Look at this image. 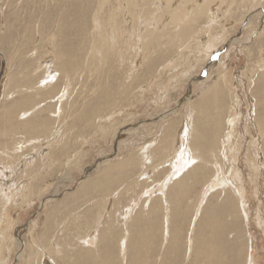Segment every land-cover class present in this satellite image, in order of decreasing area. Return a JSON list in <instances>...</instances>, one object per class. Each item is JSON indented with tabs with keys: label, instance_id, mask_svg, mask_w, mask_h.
Wrapping results in <instances>:
<instances>
[{
	"label": "rangeland",
	"instance_id": "rangeland-1",
	"mask_svg": "<svg viewBox=\"0 0 264 264\" xmlns=\"http://www.w3.org/2000/svg\"><path fill=\"white\" fill-rule=\"evenodd\" d=\"M147 1L135 18H163L157 42L126 39V10L109 59L102 0H0V264H264V0H198L211 11L183 43Z\"/></svg>",
	"mask_w": 264,
	"mask_h": 264
},
{
	"label": "bare ground",
	"instance_id": "bare-ground-1",
	"mask_svg": "<svg viewBox=\"0 0 264 264\" xmlns=\"http://www.w3.org/2000/svg\"><path fill=\"white\" fill-rule=\"evenodd\" d=\"M142 1H146V0H142ZM151 1V2H150ZM168 1V0H167ZM170 2H165V0H149V1H147V2H149L147 5H148V8H149V10H148V12H151V14H152V11L153 10H155V7H151V5H153V4H155L154 6H157L156 7V10H158V12L162 9V8H165V7H163L164 6V3H168V9H170V10H168L167 11V13H169L170 14V25H172V26H175V28L177 27V28H179V27H181L182 26V24H183V26L184 25H187L185 28H180V29H177L178 31H174V34H170L171 35V39H170V42L171 43H174L175 41L176 42H181V43H183L186 39H188V38H194L193 37V35H191V32H193V30H192V25H191V23L192 22H195L196 20H198V19H200V17L201 16H204V15H207V13H209V11H211L210 10V8H209V5L206 3V2H201L200 3V1H198V0H186V1H184V0H181V2H180V4H178V6L176 7V8H173V7H175V4H174V2H173V0H169ZM184 1V2H183ZM100 2V1H99ZM191 2V6L188 8V7H186L185 5H186V3H190ZM208 2V1H207ZM211 2H213V1H211ZM101 3V2H100ZM117 3V2H116ZM193 3V4H192ZM91 4V3H90ZM108 4V0H102V4H101V7H100V11H99V16H98V19H99V21L97 20L95 23H96V31H95V33L97 34V36H99L100 37V40H99V44L96 46V51H95V53L96 52H99V55L100 56H103L104 58H109L110 56H111V54H113V52H116L117 50H118V48H117V39L119 38V36L120 35H122L124 32L122 31V30H120L119 29V27H118V25L119 24H121V23H119L118 21H117V16L119 17H121L122 16V14H124V12L127 10V12H126V17H124L126 20L124 21L125 23H126V21H127V25L129 26V32L127 33V36H126V39H131V38H134L135 39V35L136 34H138L139 35V39L140 40H142V42H143V39H144V35H145V33H147V32H149V30H150V32L149 33H151L150 35H149V33L147 34V36H146V41H148V44L150 43V44H154V43H156L157 42V40H156V42H154V40H153V31H158L159 29H158V26L160 27L161 25H163V22H162V15L164 14V13H166V12H164V11H162L161 13H160V17L162 18L161 20H158L157 22H156V24H155V19H154V21H152V22H147V21H145V20H148L147 18H145V20H143L142 18H141V22L138 24V22L136 21V9L139 11V12H142V7L144 6H139V5H137V4H139V2H138V0H119V2H118V4H116V5H118V6H116L115 8H114V12H113V15H112V18H111V27H108V28H110L111 29V36H110V33H109V35L107 34V33H105V26H102V13H103V10H104V8H105V6ZM194 4H196V6H194ZM210 4V3H209ZM222 4V3H221ZM220 4V5H221ZM83 6V5H82ZM205 7V8H204ZM107 8V7H106ZM113 8V7H112ZM152 8V9H151ZM204 8V9H203ZM91 9V8H90ZM89 9V10H90ZM120 9H122V11H123V13H120L121 12V10ZM134 9V10H133ZM188 9H190V10H188ZM146 10V9H145ZM107 11V10H106ZM104 12H105V10H104ZM110 12V11H109ZM148 12H146V11H144V13H148ZM153 13H154V11H153ZM119 14H121V15H119ZM157 14V13H156ZM213 14V13H212ZM111 16V15H110ZM134 16V17H133ZM143 16V15H142ZM212 17H213V15H211ZM109 17V16H108ZM156 17V19H157V17H159L158 15H156L155 16ZM81 18V17H80ZM124 18H122V19H124ZM106 19V18H105ZM134 19H135V21H134ZM160 21V22H159ZM211 21V20H210ZM121 22V21H120ZM88 23V22H87ZM124 23V24H125ZM134 23V24H133ZM123 24V25H124ZM132 24L133 25H136V26H132ZM167 24V23H166ZM166 24H164V27H165V25ZM84 25V24H83ZM123 25H122V27H123ZM126 25V24H125ZM169 25V26H170ZM152 26H153V28H152ZM179 26V27H178ZM87 27V26H86ZM152 28V29H151ZM169 28V30H172V28L171 27H168ZM195 28V27H194ZM126 30H127V28H126ZM145 30V31H144ZM153 30V31H152ZM167 31H168V29H166ZM176 30V29H175ZM144 31V32H143ZM165 31V30H164ZM108 32V31H107ZM144 33V35L142 36L140 33ZM160 32L162 33L163 32V30H160ZM160 32H158V33H160ZM160 33V35L162 36V34ZM170 33V32H169ZM168 33V34H169ZM196 33V32H195ZM90 34V33H89ZM126 34V33H125ZM156 34V33H155ZM165 35L167 34V33H164ZM134 35V36H133ZM149 35V36H148ZM165 35H164V37H165ZM169 35V36H170ZM151 36H152V38H151ZM168 36V37H169ZM53 39L50 41V42H52L53 40H54V37H55V35L53 34ZM121 38H122V36H120ZM158 37H159V35H158ZM163 37V38H164ZM99 39V38H98ZM123 39V38H122ZM155 39H156V36H155ZM125 40V39H124ZM131 40H133V39H131ZM210 40V39H209ZM97 41V40H96ZM134 41V40H133ZM159 41V40H158ZM187 41V40H186ZM189 41V40H188ZM192 41V40H191ZM122 42H124V41H122ZM195 42V41H194ZM126 43V42H125ZM134 43H136V42H133L132 44H134ZM167 43H169V41L167 42ZM189 43H191V42H189ZM188 43V44H189ZM131 44V45H132ZM138 44H140V43H138ZM149 44V45H150ZM165 44V43H164ZM186 44V43H185ZM196 44V43H195ZM216 44V43H215ZM119 45V44H118ZM142 45V44H141ZM144 45V44H143ZM147 45V44H146ZM169 45V44H168ZM198 45V44H197ZM212 45V44H211ZM51 46V45H50ZM121 46H123V44L121 45ZM125 46H126V44H125ZM125 46H123V48H125ZM171 46V45H170ZM192 46V45H191ZM120 47V46H119ZM134 47V46H133ZM137 47V46H136ZM178 47V46H177ZM211 47V46H210ZM216 47V46H215ZM52 48V47H51ZM138 48V47H137ZM213 48V47H212ZM126 50V52H127V50H130V49H125ZM124 50V51H125ZM135 50V49H134ZM138 50V49H137ZM147 50V49H146ZM151 50V49H150ZM119 51H117V53H118ZM122 52V51H121ZM136 52H138V51H136ZM0 53H1V51H0ZM50 54V55H49ZM49 54H47L41 61V64H43L42 66H44V67H46V69H47V71H46V73H47V75H46V78L44 77V80L45 79H48V78H50V79H54L55 77H56V75H55V73H56V70H55V64H54V58H55V56H56V53H55V51H54V49H53V54H52V52L50 53L49 52ZM131 54V53H130ZM116 55V54H115ZM119 54H117V56H118ZM121 55H123V54H121ZM129 55V54H128ZM99 57V56H98ZM124 57V56H123ZM57 58V57H56ZM92 59H93V57H92ZM110 59V58H109ZM109 59H108V61H109ZM122 59H124V58H122ZM98 61V60H97ZM104 61H105V59H104ZM99 62V61H98ZM93 63V62H92ZM91 63V64H92ZM98 64H100V63H98ZM170 76V75H169ZM44 82V81H43ZM2 86V85H1ZM209 89V88H208ZM206 90V89H205ZM202 91V90H201ZM203 92V91H202ZM205 93V92H204ZM208 96V95H207ZM209 97V96H208ZM213 97V96H212ZM211 98V97H210ZM203 99V98H202ZM104 101V100H103ZM102 101V102H103ZM112 101V100H111ZM105 102V101H104ZM234 104V103H233ZM100 105V104H99ZM234 106V105H233ZM234 108V107H233ZM194 109V108H193ZM60 110H61V108H60ZM191 111V110H190ZM189 111V112H190ZM194 112H195V110H193ZM249 111V110H248ZM252 111V110H251ZM193 112V113H194ZM191 113V112H190ZM196 113H198V111L196 112ZM24 115H26V113L24 114ZM187 115V114H186ZM198 115V114H197ZM187 117V116H186ZM191 117H193V116H191ZM185 119V118H184ZM252 119V118H251ZM195 120V119H194ZM198 121V120H197ZM187 122V121H186ZM248 122V121H247ZM250 122H252V121H250ZM227 123V122H226ZM249 124V123H248ZM228 125V124H227ZM229 126V125H228ZM230 127V126H229ZM254 127V126H253ZM262 128V127H261ZM187 130V129H186ZM186 130H185V132H186ZM249 130V129H248ZM180 131V130H179ZM263 129H262V133H263ZM180 132H182V131H180ZM249 132V131H248ZM254 132H255V130H254ZM262 135H264V134H262ZM184 138V137H183ZM182 138V139H183ZM187 138V137H186ZM185 139V138H184ZM189 139H191V138H189ZM206 139V138H205ZM225 139V138H224ZM178 141V140H177ZM165 142V141H164ZM181 142V141H180ZM184 142V141H183ZM253 143H255V142H253ZM257 143V142H256ZM149 144V143H148ZM186 144V143H185ZM150 145V144H149ZM148 145V146H149ZM243 145H245V144H243ZM251 145V144H250ZM49 146V145H48ZM147 146V145H146ZM177 146V145H176ZM236 146H238V145H236ZM150 147V146H149ZM145 148H147V149H149L148 147H145ZM152 148V147H151ZM150 148V149H151ZM178 148V147H177ZM252 148V147H251ZM186 149H188V148H186ZM234 149H236V148H233V150ZM243 149V148H242ZM211 150V149H210ZM226 150H227V148H226ZM237 151V150H236ZM178 152H180V151H178ZM244 152V151H243ZM264 152V151H263ZM44 153V152H43ZM155 153V152H154ZM193 153V152H192ZM234 153V152H233ZM145 154V153H144ZM165 154V153H164ZM173 154V153H172ZM213 154V153H212ZM218 154H220V153H218ZM229 154V153H228ZM150 155H151V153H150ZM189 155V154H188ZM227 155V154H226ZM233 155V154H232ZM229 156V155H228ZM227 156V157H228ZM151 157V156H150ZM153 157V156H152ZM185 157H186V155H185ZM231 157V156H230ZM146 158V157H145ZM148 158V157H147ZM177 158V157H176ZM194 158V157H193ZM222 158V157H221ZM25 159V158H24ZM158 159V158H157ZM181 159V158H180ZM234 159V158H233ZM31 161H32V159H30ZM140 160V159H139ZM148 160V159H147ZM176 160V159H175ZM183 160V159H182ZM189 160V159H188ZM222 160V159H221ZM24 161V160H23ZM26 161V160H25ZM30 161V162H31ZM132 161H134V160H132ZM141 161V160H140ZM177 161V160H176ZM176 161H175V164H176ZM27 162V161H26ZM131 162V161H130ZM179 162V161H178ZM189 162V161H188ZM211 162H213V161H211ZM228 162H229V159H228ZM260 161H258V160H256V161H252V163H251V165L250 166H252L253 168V176H254V179L255 180H257V178L259 177V166H258V164L260 165V163H259ZM264 162V161H263ZM20 163H22V161H20ZM231 163V162H230ZM196 164V163H195ZM194 164V165H195ZM236 164V163H235ZM3 165V164H2ZM1 165V166H2ZM9 165V164H8ZM7 165V166H8ZM156 165V164H155ZM179 165V164H178ZM4 166V165H3ZM2 166V167H3ZM123 166V165H122ZM122 166H119L121 169H123L122 168ZM142 166V165H141ZM201 166V165H200ZM261 166V165H260ZM5 167V166H4ZM3 167V168H4ZM19 167V166H18ZM184 168H185V166H183ZM193 167V166H192ZM212 167V166H211ZM235 167H236V165H235ZM8 168V167H7ZM189 168H190V166H189ZM189 168L187 169L188 171H189ZM198 168V167H197ZM197 168H195V169H197ZM205 168V167H204ZM230 168V167H229ZM12 169V168H11ZM18 169V168H17ZM178 169V168H177ZM180 169V168H179ZM194 169V168H193ZM201 170H202V168H200ZM242 169V168H241ZM2 170V169H1ZM208 170V169H207ZM13 171V170H12ZM16 171V170H15ZM184 171V170H183ZM188 171H186V172H188ZM206 171V170H205ZM252 171V170H251ZM3 172V171H2ZM229 172V171H228ZM232 171H230V173H231ZM180 173V172H179ZM183 173V172H182ZM201 173V172H200ZM205 173V172H204ZM221 173V172H220ZM20 174V173H19ZM174 174V173H173ZM186 174V173H185ZM218 174V173H217ZM237 174V173H236ZM252 174V173H251ZM4 175V174H3ZM11 175V174H10ZM192 175H195V174H192ZM223 175V174H222ZM229 175V174H228ZM185 176V175H184ZM186 176H187V174H186ZM190 176V175H189ZM198 176V175H197ZM200 176V175H199ZM233 176V175H232ZM4 177V176H3ZM6 177V176H5ZM12 177V176H11ZM11 177H10V179H11ZM218 177V176H217ZM234 177V176H233ZM15 178V177H14ZM187 178V177H186ZM190 179H191V177H189ZM188 178V179H189ZM231 178V177H230ZM184 179V178H183ZM211 179V178H210ZM232 179V178H231ZM241 179V178H240ZM2 180H3V178H2ZM12 180V179H11ZM181 180V179H180ZM213 180V179H212ZM9 181V180H8ZM227 181L229 182V180L227 179ZM183 182H185V181H183ZM230 182H232V181H230ZM10 183V182H9ZM8 183V184H9ZM160 183V182H159ZM175 183V182H174ZM181 183H182V181H181ZM211 183H214V182H211ZM220 183H221V181H220ZM242 183V182H241ZM152 184V183H151ZM235 184V183H234ZM244 184V183H243ZM2 185V184H1ZM4 185V184H3ZM2 185V186H3ZM169 185V184H168ZM180 185V184H179ZM212 185V184H211ZM211 185H209V188L211 187ZM206 186V185H205ZM8 187H9V185H8ZM238 187V186H237ZM4 188V187H3ZM235 188V187H234ZM6 189V188H5ZM205 190V189H204ZM230 190V189H229ZM5 191V190H4ZM149 191V190H148ZM214 191V190H213ZM215 191H217V190H215ZM242 191V190H241ZM6 192V191H5ZM57 193V191L55 192V194ZM149 193V192H148ZM205 193V192H204ZM203 193V194H204ZM241 193V192H240ZM206 194V193H205ZM210 194V193H209ZM215 194H216V192H215ZM243 195V194H242ZM5 196V195H4ZM55 196V195H54ZM236 196H237V194H236ZM240 197H242L241 195H239ZM213 197V196H212ZM240 197H238V198H240ZM171 198V197H170ZM244 198V197H243ZM204 199V198H203ZM236 199V198H235ZM168 200V199H167ZM200 200V199H199ZM209 200V199H208ZM237 200H239V199H237ZM47 201V200H46ZM51 201V200H50ZM212 201V200H211ZM210 202V201H209ZM225 202V201H224ZM166 203V202H165ZM169 203V202H168ZM201 203V202H200ZM219 203V202H218ZM217 203V204H218ZM167 204V203H166ZM212 204V203H211ZM240 204H241V201H240ZM243 205V204H242ZM132 206V205H131ZM135 206V205H134ZM201 206V205H200ZM214 206V205H213ZM240 206V205H239ZM126 207H128V206H126ZM236 207H237V205H236ZM142 208V207H141ZM149 208V207H148ZM167 208H169V207H167ZM212 208V207H211ZM215 208V207H214ZM213 208V209H214ZM244 208V206L242 207V209ZM130 209H131V207H130ZM171 209V208H170ZM208 209V208H207ZM210 209V208H209ZM208 209V210H209ZM213 209H212V211H213ZM217 209H218V207H217ZM166 210V209H165ZM168 210V209H167ZM203 210H205V209H203ZM203 210H202V214H203ZM216 210V209H215ZM240 210V209H239ZM156 211H157V209H156ZM168 211H170V210H168ZM246 211V210H245ZM244 211V215L245 214H247V212H245ZM132 212V211H131ZM155 212V211H154ZM206 212V211H205ZM219 212V211H218ZM166 213H168V212H166ZM208 212H206V214H207ZM211 213V212H210ZM213 213H214V211H213ZM228 213V212H227ZM209 214V213H208ZM216 214V213H215ZM197 215V214H196ZM195 215V216H196ZM199 215V214H198ZM217 215V214H216ZM176 216V215H175ZM166 217H167V215H166ZM179 217H181V216H179ZM182 217H183V215H182ZM213 217H215L214 215H213ZM244 217V216H243ZM127 218V217H126ZM173 218H174V215H173ZM197 218V217H196ZM207 218V217H206ZM209 218V217H208ZM207 218V219H208ZM172 219V218H171ZM179 219V218H178ZM181 219V218H180ZM193 219H195V217L193 218ZM200 219V218H199ZM211 219H212V217H211ZM258 219H259V217H258ZM166 220V219H165ZM173 220V219H172ZM206 220V219H205ZM204 220V221H205ZM214 220H215V218H214ZM223 220V219H222ZM221 220V221H222ZM236 220V219H235ZM243 220V219H242ZM260 220V219H259ZM99 221V220H98ZM139 221V220H138ZM152 222H153V220H151ZM212 220H210V218L206 221V224H207V227H210L211 229H212V224L214 225V222H211ZM141 222V221H140ZM155 222V221H154ZM183 222V221H182ZM195 222V221H194ZM260 223H261V225H263L264 226V221L263 220H260L259 221ZM173 223H175V222H173ZM167 224V223H166ZM193 224V223H192ZM199 224H201V223H199ZM205 224V225H206ZM153 225H155L154 223H153ZM169 225V224H168ZM202 225V224H201ZM218 225V224H217ZM227 225V224H226ZM144 226V225H143ZM146 226V225H145ZM152 226V225H151ZM200 226V225H199ZM203 226V225H202ZM215 227V226H214ZM219 227V226H218ZM144 228V227H143ZM147 228V227H146ZM148 228H150V226L148 225ZM153 228V227H152ZM156 228V227H155ZM179 228V227H178ZM198 228V227H197ZM203 228V227H202ZM226 228V227H225ZM224 228V229H225ZM129 229H131V228H129ZM129 229H127V230H129ZM145 229V228H144ZM154 229V228H153ZM181 229H183V228H181ZM132 230V229H131ZM134 230V229H133ZM142 230V229H141ZM147 230H149V229H147ZM151 230V229H150ZM157 230V229H156ZM156 230H155V232H156ZM195 230H196V228H195ZM209 230V229H208ZM220 230V229H219ZM144 231V230H143ZM142 231V232H143ZM167 231V230H166ZM165 231V232H166ZM193 231V230H192ZM197 231V230H196ZM199 231V230H198ZM211 231V230H210ZM129 232H130V230H129ZM141 232V231H140ZM145 232H147V231H145ZM220 232H222V231H220ZM225 232V231H224ZM112 233V232H111ZM151 233V232H150ZM215 233V232H214ZM137 234V233H136ZM152 234V233H151ZM190 234V233H189ZM201 234V233H200ZM205 234H206V230H205ZM212 234V233H211ZM140 235V234H139ZM143 235V233L141 234V236ZM168 235V234H167ZM181 235V234H180ZM193 235V234H192ZM134 236V235H133ZM148 236H149V234H148ZM147 236V237H148ZM153 236H155V235H153ZM177 236V235H176ZM205 236V235H204ZM217 236H218V234H217ZM217 236H216V238H217ZM226 236V235H225ZM107 237V236H106ZM105 237V238H106ZM109 237V236H108ZM113 237V236H112ZM190 237V236H189ZM210 237V236H209ZM137 238H139V237H137ZM160 238V237H159ZM180 238V237H179ZM215 238V237H214ZM215 238V239H216ZM147 239V238H146ZM165 239V238H164ZM85 240V239H84ZM94 240V239H93ZM125 240V239H124ZM142 240L144 241V239L142 238ZM198 240V239H197ZM200 240H202L203 241V237L201 236V238H200ZM206 240V239H205ZM220 240V239H219ZM90 241V240H89ZM136 241V240H135ZM138 241H139V239H138ZM137 241V242H138ZM151 241H154L153 239H151ZM166 241V240H165ZM193 241V240H192ZM218 241V240H217ZM223 241V240H222ZM122 242H123V240H122ZM136 242V243H137ZM145 242V241H144ZM197 242V241H196ZM196 242H195V244H196ZM208 242V241H207ZM19 246H20V248L22 249L21 250V252H20V254H19V256L18 257H20L21 258V255L23 254V248H24V244H23V242L19 239ZM89 243H91V242H89ZM95 243V242H94ZM121 243V242H120ZM141 244H144L143 242H140ZM152 243V242H151ZM168 243V242H167ZM171 243V242H170ZM222 244H223V242H221ZM121 244H124V242L123 243H121ZM126 244V243H125ZM198 244H202V242H199ZM219 244V243H218ZM109 245V244H108ZM161 245V244H160ZM183 245V244H182ZM189 245V244H188ZM192 245V244H191ZM190 245V246H191ZM203 245H205V242H203ZM202 245V246H203ZM216 246H218L217 244H215ZM223 245H225V243L223 244ZM180 246V245H179ZM189 246V247H190ZM222 246V245H221ZM138 247V246H137ZM144 247V246H143ZM142 247V248H143ZM146 247V246H145ZM149 247V246H148ZM151 247V246H150ZM173 247V246H172ZM196 247V246H195ZM195 247H194V249H195ZM199 247V246H198ZM212 247V246H211ZM211 247H210V249L208 248V247H206V248H208V251L209 250H211L212 252H213V248L211 249ZM224 248L226 247V246H223ZM223 247H221V248H223ZM232 247V246H231ZM101 248V247H100ZM123 248V247H122ZM181 248V247H180ZM183 248V247H182ZM191 248H192V246H191ZM217 248H219V247H217ZM86 249V248H85ZM138 249V248H137ZM146 249V248H145ZM147 249H149V248H147ZM166 249H168V246H167V248ZM176 249H177V247H176ZM202 249H204V247L202 248ZM230 249V248H229ZM64 250V249H63ZM124 250V249H123ZM157 250H158V248H157ZM182 250V249H181ZM180 250V251H181ZM153 251L155 252L156 250H154L153 249ZM184 251V250H183ZM240 251V250H239ZM60 252V251H59ZM92 252V251H91ZM137 252H139V251H136L135 253H137ZM141 252V251H140ZM161 252H163V251H161ZM174 252V251H173ZM189 252H190V250H189ZM218 252V251H217ZM221 252H222V250H221ZM227 252V251H226ZM225 252V253H226ZM235 252V251H234ZM142 253V252H141ZM141 253H139V254H141ZM150 253V252H149ZM166 253V252H165ZM175 254H176V252H174ZM179 253V252H178ZM182 253V252H181ZM211 253V252H210ZM105 254V253H104ZM117 254V253H116ZM90 255V254H89ZM107 255V254H106ZM154 255V254H153ZM228 255V254H227ZM227 255H226V257H227ZM68 256V255H67ZM116 256V255H115ZM118 256V255H117ZM116 256V257H117ZM143 256V255H142ZM150 256H152V254H150ZM168 256V255H167ZM192 256V255H191ZM211 256L213 257V253L211 254ZM219 256V255H218ZM225 256V255H224ZM250 256V255H249ZM104 257V256H103ZM102 257V258H103ZM107 257H109V256H107ZM113 257V256H112ZM140 257H141V255H140ZM221 257V256H220ZM149 258V255H145V260L146 259H148ZM154 258V257H153ZM169 258V257H168ZM181 258V257H180ZM216 258V257H215ZM224 258V257H223ZM229 257H227L226 259H228ZM108 259V258H107ZM151 259V258H150ZM157 259V258H156ZM176 259V258H175ZM113 260V259H112ZM180 260V259H179ZM55 261V260H54ZM96 261V260H95ZM115 261V260H114ZM138 261H141V260H138ZM183 261V260H182ZM212 261H214V258H212ZM248 261V260H247ZM47 262V261H46ZM81 262V261H80ZM100 262H102V261H100ZM105 262V261H104ZM110 262V260H107V263H109ZM163 263L162 264H164V261H162ZM171 262V261H170ZM223 262V261H222ZM249 262V261H248ZM44 263H45V261H44ZM53 263V262H52ZM106 263V264H107ZM153 263V262H152ZM154 263H155V261H154ZM48 264H49V261H48ZM56 264V263H55ZM81 264H83V263H81ZM103 264H105V263H103ZM118 264V263H117ZM167 264V263H166ZM177 264H178V262H177ZM179 264H180V262H179ZM233 264V263H232ZM249 264V263H248Z\"/></svg>",
	"mask_w": 264,
	"mask_h": 264
}]
</instances>
